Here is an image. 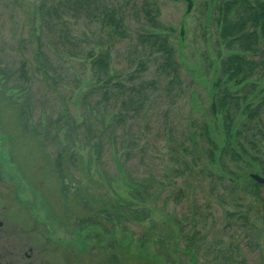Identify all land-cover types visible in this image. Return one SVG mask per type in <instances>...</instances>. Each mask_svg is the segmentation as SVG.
Returning a JSON list of instances; mask_svg holds the SVG:
<instances>
[{
	"label": "rangeland",
	"instance_id": "374dc122",
	"mask_svg": "<svg viewBox=\"0 0 264 264\" xmlns=\"http://www.w3.org/2000/svg\"><path fill=\"white\" fill-rule=\"evenodd\" d=\"M100 1L121 34L76 1L0 0V264H264V189L246 184L262 175L264 117L248 124L254 147L224 155L223 169L198 133L207 122L222 144L212 85L220 57L242 52L218 36L224 0H193L187 14L186 0ZM46 8L62 21L45 25ZM156 27L177 82L143 44ZM101 50L106 74L92 63ZM244 54L264 60L263 41ZM132 82L143 88L128 104ZM247 82L252 93L220 89L263 95V64Z\"/></svg>",
	"mask_w": 264,
	"mask_h": 264
},
{
	"label": "trees",
	"instance_id": "16d2710c",
	"mask_svg": "<svg viewBox=\"0 0 264 264\" xmlns=\"http://www.w3.org/2000/svg\"><path fill=\"white\" fill-rule=\"evenodd\" d=\"M64 1L66 3V6H64L66 10L68 9L69 3L76 1L78 2V7L83 10L84 13L96 11L97 15H100L102 22L111 27L115 33L118 32L121 34L123 31V27L121 26L122 22H120L121 18L118 15L117 18H115L114 9H111L113 7L111 3H101L100 1L97 4L98 0ZM56 9L46 8L43 10L45 13L42 14V22L45 23V25L50 23V20L45 18L48 14L53 15L51 21L55 25L58 21H62V19H60L62 15L55 12ZM213 9H215L216 15L213 19L216 24L220 25L218 36H220L223 46L227 49H238L242 51L239 53L231 52L220 57L218 67L219 74L213 83L219 90L214 94V100L216 110L221 113L220 128L221 132H223L222 144L218 145L215 143L212 133L209 132L207 122L203 121L198 126L199 135H202L205 142L209 145V148L206 149L208 151L207 154L212 162H216L221 167V165L223 166L225 164L222 159L224 155H229L232 160L242 157L246 149L245 142L254 147L255 141L251 138L252 134H249V130L251 129L248 124L256 122L254 125L257 126L262 121L261 118L264 117V93L261 96H254L247 94L248 90L244 88L243 91L245 92H242L240 95V92L237 90H230L227 87H223L222 90L220 89L222 84L225 82L230 83L231 81V84L237 85L246 83L251 89L253 88L252 91H250L251 89H249V91L251 93L254 91L255 83H249L247 80L251 78V75L258 69L259 65H264V60L258 62L254 59H249L244 53L250 51L256 52L260 40L264 43V0H224L221 3H216ZM153 17H151L152 21L154 20ZM152 24H155L154 21ZM158 30L161 29L157 28L151 32H143L141 38L149 40L145 41L143 44H145L148 49L154 50L153 52L161 53V62L159 61L156 67L157 71L165 76L170 75V80L172 82L173 80L177 82L179 64L177 59L174 58V49L172 45H170L166 33L163 35ZM140 44L143 45L142 43ZM109 57L110 54L108 50H101L92 60V63L98 68V71L101 69V71L103 70L102 72L106 74L109 65ZM126 88L128 94L134 95L132 99L128 100V104H132L135 101L137 91L141 90L143 87L137 86V83L132 82L128 84ZM240 88L242 89V86ZM241 89L239 90L241 91ZM105 93H107V90L103 88L101 95L104 98H106ZM210 111L212 114H216V111L214 112L212 109H210ZM215 151L218 153L217 156L214 154ZM198 158L197 155L196 159ZM196 159L194 157L189 161L193 160L196 162ZM250 160L251 161L248 160V164H252V166L260 163L256 160L255 156L251 157ZM184 166L187 168L186 165ZM261 169L262 176H264V167H262V165ZM228 173V180L232 182L238 181L236 177L232 176L235 175L234 171L229 170ZM251 173L248 175L249 180L246 184H250L257 194V189H264V184L257 181L255 182L250 176ZM221 177L223 178V176Z\"/></svg>",
	"mask_w": 264,
	"mask_h": 264
},
{
	"label": "water",
	"instance_id": "95a60500",
	"mask_svg": "<svg viewBox=\"0 0 264 264\" xmlns=\"http://www.w3.org/2000/svg\"><path fill=\"white\" fill-rule=\"evenodd\" d=\"M193 0H187V9H186V14L190 12V10L192 9L193 7ZM182 34H183V27L181 26V30H180V36L182 37ZM212 87H214V85H212ZM211 108H212V111L215 112V100H214V94L212 96V104H211ZM251 178L256 182H259V183H264V176H261L259 173H251L250 174ZM0 225H1V222H0Z\"/></svg>",
	"mask_w": 264,
	"mask_h": 264
}]
</instances>
